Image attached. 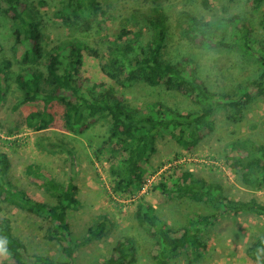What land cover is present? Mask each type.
<instances>
[{"label": "rangeland", "instance_id": "rangeland-1", "mask_svg": "<svg viewBox=\"0 0 264 264\" xmlns=\"http://www.w3.org/2000/svg\"><path fill=\"white\" fill-rule=\"evenodd\" d=\"M21 2L29 14L41 22L44 56L55 45L76 39L95 46L101 55L99 58L83 56V76L123 95L128 109L138 116L154 112L155 104L180 113L196 109L188 99L162 86L149 87L140 81L128 84L124 76L114 83L101 70L107 62L108 39H116L122 29L131 32L128 39L146 43L149 34L143 16L149 15L150 9L157 8L167 19L164 59L172 63L185 59L193 61L197 75L212 92L236 89L260 72L259 65L249 53L197 46L188 40L186 28L189 21L195 19L208 25L209 32L223 33L226 32V21L234 16L243 17L252 26L251 48L264 51V4L254 9L248 0H97L105 12L99 18L104 23L101 22L99 27L94 25L88 34H77L65 26L61 17L67 0ZM139 30L143 35L134 37ZM24 50L25 45L16 41L13 35V22L0 15V63H9L4 70L3 101L0 103V152L9 158L7 179L12 187L24 190L33 199L46 204H54L55 199L29 181L25 173L28 165L38 166L62 186L71 176L74 177L80 205L68 212L73 239L81 241L89 228L105 222V233L100 238L76 250V264L105 261L115 243L122 238L129 239L135 250V259L127 264H157L154 260L157 247L135 218L138 204L146 203L152 207L155 215L176 236L190 229L195 217L211 212L207 205L186 198L160 199L152 190L161 174L173 166H181L207 183L221 184L223 194L230 199H256L264 204V190L253 192L244 188L238 174L229 165L228 153V145L235 140L250 139L264 144V97L246 106L243 120L237 124L230 123L222 111H217L213 116L214 131L191 152H185L174 141L157 143L156 152L149 155L145 164L146 178L142 190L132 196L131 193L117 194L111 188V168L116 166L118 155L113 144L99 151L109 136V121L105 117H99L83 135L68 133L62 130L64 108L52 103L48 107L53 116L51 127L33 132L27 128L25 119L33 111H42L43 102L22 105L14 110L22 97L14 79L24 70L21 64ZM37 68L44 72L43 66ZM43 93L47 91L43 90ZM151 170H156L152 176L149 175ZM0 209V216L10 221L14 236L26 247V264H30L33 253L58 260L64 258L61 246L44 238L45 223L1 202ZM263 232L262 216L226 214L201 230L200 239L205 247L197 261L191 262L185 254H180L170 264H256L247 257L246 251ZM0 264H10L8 255L2 251Z\"/></svg>", "mask_w": 264, "mask_h": 264}, {"label": "trees", "instance_id": "trees-1", "mask_svg": "<svg viewBox=\"0 0 264 264\" xmlns=\"http://www.w3.org/2000/svg\"><path fill=\"white\" fill-rule=\"evenodd\" d=\"M248 1L254 9L264 4V0ZM62 11L65 26L77 34H88L94 25L99 27L101 22L104 23L99 18L105 12L97 0H67ZM0 15L13 22L16 41L25 45L21 56L24 70L14 79L22 97L14 110L22 105L43 102L42 111H33L25 119L27 128L33 132L51 127L53 116L48 107L52 103L64 108L62 130L68 133L83 135L99 117H105L109 121V136L99 151L113 144L118 155L116 166L111 168V188L117 194L131 193L132 196L142 190L146 178L145 164L149 155L156 152L157 143L174 141L185 152H191L214 131L213 116L217 111H222L230 123L237 124L243 120L246 106L264 97V51L251 48L252 26L243 17L234 16L226 21V32L223 33L209 32L208 25L195 19L187 24L186 35L191 43L207 49L249 53L259 65L260 72L256 77L224 93H214L209 89L197 75L193 61L185 59L172 63L164 59L168 26L166 16L157 8L150 9L149 15L143 16L149 34L145 44L128 39L131 32L125 29L116 39H108L107 62L101 70L112 82L118 83L124 76L128 84L140 81L149 87L162 86L185 97L196 108L180 113L155 104L154 112L138 116L128 109L123 95L83 76V56L99 58L101 55L95 46L76 39L55 45L44 56L41 22L29 14L21 0H0ZM134 34L140 38L143 32L139 30ZM8 65V62L0 63V103L3 101L4 70ZM38 66H43L44 72ZM43 90L47 93L44 94ZM228 153L229 165L238 174L244 188L253 192L264 190V144L250 139L235 140L228 145ZM9 166L7 154L0 152V202L45 223L44 238L59 244L64 257L58 260L33 253L30 264H76V250L100 238L105 233V222L89 228L81 241L73 239L68 212L80 205L74 177L71 176L62 186L38 166L26 167L29 181L55 199V203L49 205L33 199L24 190L14 189L7 179ZM155 173L156 170H151L149 175ZM152 190L160 199L186 198L211 209L209 214L195 217L190 229L176 236L155 215L152 207L146 203L138 204L135 218L157 247L154 257L157 264H170L180 254H185L191 262L197 261L205 247L200 239L201 230L226 214L249 213L264 218V204L261 202L230 199L223 194L221 184L207 183L181 166H173L161 174ZM0 251L8 255L10 264H26V247L14 236L10 221L2 216ZM246 255L256 264L264 262V232L248 247ZM134 259L131 241L122 238L115 243L108 258L96 264H127Z\"/></svg>", "mask_w": 264, "mask_h": 264}]
</instances>
